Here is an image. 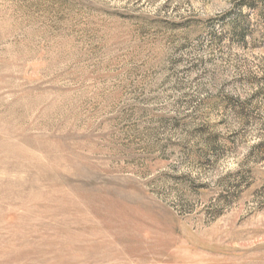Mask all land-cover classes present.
I'll return each instance as SVG.
<instances>
[{
  "label": "rangeland",
  "instance_id": "rangeland-1",
  "mask_svg": "<svg viewBox=\"0 0 264 264\" xmlns=\"http://www.w3.org/2000/svg\"><path fill=\"white\" fill-rule=\"evenodd\" d=\"M0 264H264V0H0Z\"/></svg>",
  "mask_w": 264,
  "mask_h": 264
}]
</instances>
